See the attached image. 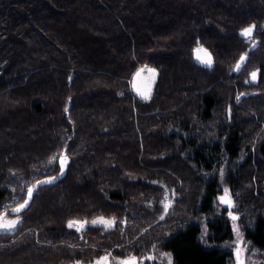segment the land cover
I'll return each instance as SVG.
<instances>
[{
    "label": "trees",
    "instance_id": "16d2710c",
    "mask_svg": "<svg viewBox=\"0 0 264 264\" xmlns=\"http://www.w3.org/2000/svg\"><path fill=\"white\" fill-rule=\"evenodd\" d=\"M146 68L148 98L133 89ZM218 169L264 258V0H0V208L34 189L7 214L0 264H156L159 250L231 264L197 222ZM207 225L209 241L232 238L226 217Z\"/></svg>",
    "mask_w": 264,
    "mask_h": 264
},
{
    "label": "rangeland",
    "instance_id": "374dc122",
    "mask_svg": "<svg viewBox=\"0 0 264 264\" xmlns=\"http://www.w3.org/2000/svg\"><path fill=\"white\" fill-rule=\"evenodd\" d=\"M256 73V72H255ZM257 77V73H256ZM255 77V78H256ZM67 163L66 159L64 158V165ZM216 173L219 176L220 179V193L217 195V201H216V207L214 209L213 214H203L198 217V223L201 225V233L200 238L202 242L209 246H218L223 251H229L231 253V264H237V257L236 253H239V257L243 258L244 264H264V258L261 255V252L253 247L251 243L245 239L243 231L241 230V218L244 214L241 209H239L240 202H238V198L236 195H234L233 191L231 190L230 186L227 184V179L225 178L226 175L223 172L222 169L216 170ZM162 188L165 192V197L163 198V207L168 210V207L170 206V203L174 200V195L171 192V190L163 183ZM32 189V194H33ZM230 194L231 200L234 202L233 206H224L219 202V198L224 194ZM31 194V197H32ZM29 197L28 193L24 197V202L31 199ZM22 204L21 200L19 199H11L8 201L6 205H4L2 208H0V223H3L5 221H16L14 218L8 216V212H16L14 211ZM24 204V203H23ZM14 205H17V207H12ZM167 206V207H166ZM13 213V214H14ZM226 217V219L229 221L231 225L232 230V238L230 240L223 241L221 243H215L208 240L209 237V230H208V221L212 220L215 217ZM235 217V219H233ZM100 218L95 219L94 221H98ZM107 221L106 219H103ZM15 223L10 228H4L0 227V230L2 231H10L13 230L16 227ZM97 224L106 225L103 223L97 222ZM83 226V224H82ZM155 258L156 264H174L173 263V257L171 253L167 251L159 250L155 256L152 255ZM107 259H109L107 256H102L99 259H97L94 263L91 264H107ZM110 260V259H109ZM124 260L116 263L114 260H110V264H123ZM90 264V263H89Z\"/></svg>",
    "mask_w": 264,
    "mask_h": 264
},
{
    "label": "water",
    "instance_id": "95a60500",
    "mask_svg": "<svg viewBox=\"0 0 264 264\" xmlns=\"http://www.w3.org/2000/svg\"><path fill=\"white\" fill-rule=\"evenodd\" d=\"M199 48H203L207 51V53L209 54V56L211 57V64L208 65V64H205V63H201L200 60H198L196 58V51L194 52V59H195V62L201 66H205V67H211L214 63L213 61V57L212 55L210 54V52L205 48V47H199ZM197 49V48H196ZM244 60L243 61H239V65L240 67L243 66V64L245 63L246 59H247V56L244 55ZM140 72V71H138ZM137 72V73H138ZM137 73L136 75L134 76L133 78V89L135 91V93L141 97H144V98H148L152 91H153V88H154V85H155V82H156V78H157V74H156V71H154V74L152 72L149 71L148 68L144 69V71L140 72V75L137 76ZM143 93V94H142ZM43 181H49L47 183H41ZM55 181L54 177H47V178H44L42 180L39 181V185H49V184H53ZM226 194L222 195L218 200L219 202L224 205V206H233L234 205V202L231 200L230 198V194L227 193V200L230 201V204L229 203H224L222 202L221 198L222 197H225ZM239 253L237 252L236 253V257H237V264H244V260L243 258H240ZM153 257V256H152ZM126 261H133V264H137L138 263V257H129V258H126L124 260V262ZM107 264H110V260L107 259Z\"/></svg>",
    "mask_w": 264,
    "mask_h": 264
},
{
    "label": "snow or ice",
    "instance_id": "6c2138e0",
    "mask_svg": "<svg viewBox=\"0 0 264 264\" xmlns=\"http://www.w3.org/2000/svg\"><path fill=\"white\" fill-rule=\"evenodd\" d=\"M253 28H254V26H249L248 28L243 29L242 32H241V35L244 36V37H246V38H247V37H250V36L252 35ZM195 51H196V53H197L196 58H197L198 60H200L201 63H205V64H208V65L211 64V57L209 56V54L207 53V51H206L205 49H203V48H199V47H198ZM243 60H244V57L242 56V57H241V61H243ZM236 67L239 68L240 65L237 64ZM142 71H144V69H141V70H140V72H142ZM149 71L152 72V73L154 74V71H155V70L149 69ZM140 72L137 73V76L140 75ZM251 76H252L253 79H255V77H256V73L253 72V73L251 74ZM142 94H143V93H142ZM63 165H64V158L61 159V169L63 168ZM47 182H49V181H43V182H41V183H47ZM31 194H32V188H29V189H28V195H29V197H31ZM226 197H227V193H226L225 197H222V198H221L222 202H224V203H229V204H230V201H228ZM27 203H28V201L26 200V201L24 202V204L20 205V207L17 208V209H15L14 211H17V212L20 211V209L23 208V207H25V205H26ZM166 207H167V206H166ZM233 219H235V217H233ZM97 222H99V223H103V224H106V225H110V224H111V221H105V220H103V218H100L98 221H93V223H97ZM15 223H16V221H5V222H3V223H0V227L10 228V227H12ZM72 226H73V225H72V223L70 222L69 227H72ZM81 226H82V225H81ZM238 255H239V254H238ZM123 264H133V261H126V262H123Z\"/></svg>",
    "mask_w": 264,
    "mask_h": 264
},
{
    "label": "flooded vegetation",
    "instance_id": "af4514ba",
    "mask_svg": "<svg viewBox=\"0 0 264 264\" xmlns=\"http://www.w3.org/2000/svg\"><path fill=\"white\" fill-rule=\"evenodd\" d=\"M151 258H152V256H151ZM139 262H141V258H138V263H139ZM138 263H137V264H138Z\"/></svg>",
    "mask_w": 264,
    "mask_h": 264
}]
</instances>
